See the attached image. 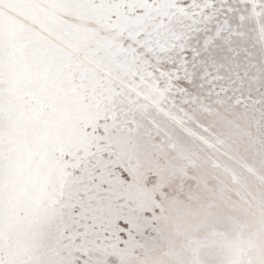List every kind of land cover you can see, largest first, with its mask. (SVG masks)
Listing matches in <instances>:
<instances>
[{
  "label": "snow or ice",
  "instance_id": "snow-or-ice-1",
  "mask_svg": "<svg viewBox=\"0 0 264 264\" xmlns=\"http://www.w3.org/2000/svg\"><path fill=\"white\" fill-rule=\"evenodd\" d=\"M0 264H264V0H0Z\"/></svg>",
  "mask_w": 264,
  "mask_h": 264
}]
</instances>
